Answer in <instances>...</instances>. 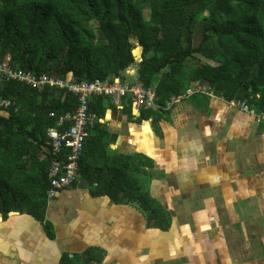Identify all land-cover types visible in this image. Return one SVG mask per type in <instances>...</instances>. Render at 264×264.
<instances>
[{
  "label": "trees",
  "instance_id": "1",
  "mask_svg": "<svg viewBox=\"0 0 264 264\" xmlns=\"http://www.w3.org/2000/svg\"><path fill=\"white\" fill-rule=\"evenodd\" d=\"M135 39L140 62L135 61ZM197 54L216 64L192 63ZM8 57L13 68L76 81H113L136 64L140 81L156 94V109H146L156 113L167 112L173 96L200 83L228 101H245L262 111L264 0H0V60ZM0 98L11 101L0 109V213L27 212L46 222L53 237L54 227L46 219L51 164L47 130L57 126L60 115L75 111L77 96L0 76ZM112 106L105 95L90 101L96 117L88 125L80 176L97 183L95 193L139 203L150 222L167 228L168 211L152 197L146 180L136 176H148L151 159L108 151L104 119ZM123 110L134 117L130 96ZM102 260L98 248L61 257L62 264Z\"/></svg>",
  "mask_w": 264,
  "mask_h": 264
},
{
  "label": "crops",
  "instance_id": "2",
  "mask_svg": "<svg viewBox=\"0 0 264 264\" xmlns=\"http://www.w3.org/2000/svg\"><path fill=\"white\" fill-rule=\"evenodd\" d=\"M143 109L131 118L107 108L108 151L151 159L148 176H136L169 226L79 176L48 200L53 237L27 212L0 213V264H62L90 248L103 251L101 264H264V120L218 95Z\"/></svg>",
  "mask_w": 264,
  "mask_h": 264
},
{
  "label": "built area",
  "instance_id": "3",
  "mask_svg": "<svg viewBox=\"0 0 264 264\" xmlns=\"http://www.w3.org/2000/svg\"><path fill=\"white\" fill-rule=\"evenodd\" d=\"M141 60V56H135L136 62ZM128 74H131L129 70ZM0 76L6 80L24 82L33 88L59 87L77 96L78 106L75 111L60 115L57 126H51L47 130L51 145L49 149L51 164L48 172V199L56 197L60 191L72 186L79 179V159L89 135L88 125L96 117V113L90 109V101L93 96H108L118 110L124 109L126 99L130 96L134 118L138 117L137 114L139 115L143 108L156 107L154 89L144 87L140 79L132 75L133 79L130 82L125 76L115 77L113 81L100 78L76 81L57 75L36 74L20 68H13L8 57L5 60H0ZM197 92L205 93L209 97L217 96L207 84L200 83L188 88L181 95L173 96L168 101L167 108L182 102ZM229 102L241 111L254 114L258 120H264V110L258 111L241 100L232 99ZM9 105H11L10 100L0 98V109L7 108ZM50 116L55 117L56 113L52 111Z\"/></svg>",
  "mask_w": 264,
  "mask_h": 264
},
{
  "label": "rangeland",
  "instance_id": "4",
  "mask_svg": "<svg viewBox=\"0 0 264 264\" xmlns=\"http://www.w3.org/2000/svg\"><path fill=\"white\" fill-rule=\"evenodd\" d=\"M145 14L147 15V11L145 12ZM134 41H135V43H136V44H135V48H134V54H135V56H137L138 53H139V51H140V47L137 45L136 39H135ZM201 60H202V61H209V62H212V63L216 64V62L211 61V60H209L208 58H206V57H204V56H201V55H198V54H197V57H196V58H193V59L191 60V62H192V63H196V62H200ZM128 70L130 71L131 74H128V75H127V71H128ZM137 70H138V67H137L136 64L130 66L129 68H127V69L125 70L124 76L126 77V79H127L128 82H130V81L133 79L132 76H135V77H138V78H139L138 73H137ZM131 75H132V76H131ZM193 85H195V84H193Z\"/></svg>",
  "mask_w": 264,
  "mask_h": 264
}]
</instances>
